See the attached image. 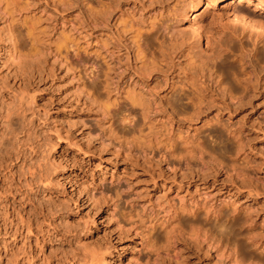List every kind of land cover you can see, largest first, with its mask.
Returning a JSON list of instances; mask_svg holds the SVG:
<instances>
[{
  "label": "rangeland",
  "instance_id": "1",
  "mask_svg": "<svg viewBox=\"0 0 264 264\" xmlns=\"http://www.w3.org/2000/svg\"><path fill=\"white\" fill-rule=\"evenodd\" d=\"M16 1L0 0V123L13 119L0 137V264H264V88L235 115L217 83L225 57L241 92L232 54L264 66V34L207 0L189 19V0ZM240 8L264 21V7ZM239 120L258 197L225 173L244 157L220 155V124Z\"/></svg>",
  "mask_w": 264,
  "mask_h": 264
},
{
  "label": "bare ground",
  "instance_id": "2",
  "mask_svg": "<svg viewBox=\"0 0 264 264\" xmlns=\"http://www.w3.org/2000/svg\"><path fill=\"white\" fill-rule=\"evenodd\" d=\"M17 1H16V3H17ZM193 1L194 0H189L187 3L186 2H185V4L183 3L184 5H183L182 9H183L184 14L187 16L188 19H189V17H192L195 14L194 13V3H193ZM196 1H197V5H200L202 0H196ZM7 3H9V2L7 1ZM14 3H15V0H14ZM221 3L222 4L224 3V6H225V8L227 9V11H228V13L230 15V18H231L232 22L235 25H239L240 28H242L243 30L255 31L257 33V35L264 34L263 33L264 32V21L262 19H261L262 21H260L256 17L254 19H253V17L252 18L248 17V15H246V13L245 14L243 13L244 10H242V8H240V4L241 3H245L247 5H252V7H254L253 8L254 12L258 11L259 9L262 10L263 7H264V0H207L206 8H213L215 6H219ZM190 24H191V30L189 32H192L193 35H194L193 38L196 37L195 39L197 40V42L199 44H201L202 42H204L203 41L204 38L202 36L203 35L202 34L203 25L201 24L200 21H198L195 18V16L192 19ZM34 26L35 25L33 23H30V21H29V24H28L29 29L33 31L34 30ZM197 42H195L196 45L198 44ZM229 42H230V40L229 41H225V43H223L221 45V46H223V49H222V51H220V53H218L217 57L221 58L223 51H227V50L229 51ZM221 48H220V50H221ZM243 50H244V48H243V46L241 44L240 45V51L242 53H244ZM230 52H231V50H230ZM230 52H229V54H230ZM248 52H250V51H248ZM254 53H256V52H254ZM250 54L248 56V60H244L243 54H242V56L239 53H238V55H233L232 54V56H233L232 58L237 59L238 62H239L238 64L241 65V68L243 67L242 73L240 71V73L242 75L241 76L242 78H239L238 76H236L235 78L233 77V81H234L233 84L237 85L238 86L237 88H240V90H241L240 93H237L227 83L226 78H228L229 76L227 75L228 77H226V72L227 71L225 72V69H224V65H225V60L224 59H225V57H223L224 59L221 58L220 68H218L220 72H217V73H219V74H217L218 75L217 76V83H218L219 91L221 93V102L225 106H228V104H226L227 100H229V103L233 102L232 103L233 108H232L231 112L235 113V115H237L239 112H241V108L242 107L247 108L248 106H250L252 100L255 98V95H256V90H257L256 86H260V87L262 86V88H264V66H259L258 62H257V64L252 63L251 60L249 59V57H251L253 55V53H252L251 56H250ZM244 55H245V53H244ZM253 56H255V55H253ZM256 56H258V55H256ZM257 58H259V57H257ZM254 62L256 63V61H254ZM247 63L251 67V71H252L251 73L250 72H246L245 71L246 68L244 69V65H247ZM251 75L254 76L253 80L251 79ZM237 77L239 79H237ZM229 78L231 79V77H229ZM230 84H232V83H230ZM140 99L138 101L136 100L137 104H140V101H141ZM188 100L191 101L192 99L190 97H188ZM3 118H4L3 122L0 123V131H1L0 137L7 136V135L11 136L13 134V130H12V127H13L12 121H13V119L10 118V114L8 112L5 113V116ZM241 121H240V123H241ZM243 122H245V121H243ZM252 123H254L253 120H252ZM234 124H229V125H226L225 123L224 124H220L221 128H220V131H219V134H218L219 135L218 136V138H219L218 141L220 142L219 144L221 145V148H219V149H221L220 150L221 154L220 153L219 154L222 155L224 153L223 155H225L226 152H228V154H229V151L231 152L232 151V147H233V151L232 152L235 154L234 158L237 159L239 156H243L244 160H246V164L248 165V166L245 165V167L247 166L248 169L245 168L244 166L243 167L241 166L242 168L241 167H237L236 166L237 164L231 163V165L228 166V168H227L225 173H226V175L229 178L232 179V184H233V187H234L236 193L238 192L240 194H243V192L241 190L244 188L246 190V194H247L248 197H251V198L252 197H258L260 195V191H259V187L257 186V182H258V178L256 177V171L257 170L255 171L252 168L253 164H251L252 162H250V160H248V155L251 154L252 145H253V144L251 145V143H250V137H252L251 136L252 133H250V132H252V131L250 129V130H248L246 132L247 128H244V127L248 126L247 123H246L247 124L246 126L244 125V123L239 124L240 127L242 128V130H240V128L238 127L237 122H236L235 125ZM250 125H251V127H254L252 124H250ZM248 127L250 128V126H248ZM226 136H228L229 138L226 137ZM9 141H10V139L7 138L6 142L9 143ZM226 142L227 143L230 142L231 146H226V144H227ZM227 147H229V148L227 149ZM253 147H255V146H253ZM232 152H231V154H232ZM20 153H22V156H23L22 150L19 151V149H18L16 154L19 155ZM220 157L223 160V157L222 156H220ZM229 157L232 158L231 155H229ZM4 160H6V157L3 156V155H0V165L3 164ZM223 165L224 164H222L221 166H223ZM251 173L252 174L255 173V174L252 176ZM237 183L240 184L241 188L237 186ZM253 202H255V201H253ZM25 230H26V233H29V227L28 226L25 228ZM17 232H18V236L22 235V233H20V230H17ZM204 235H207V234L204 232ZM97 258H96V260H97ZM90 259L92 260V258H90ZM83 260L85 261V259H83ZM99 261H101L100 263H103L102 258H99L96 261V263L98 262V264H100ZM87 262H89V261H87ZM87 262H85V263H87ZM90 262H93V261H90ZM27 264H29V263H27ZM110 264H113V263L111 262Z\"/></svg>",
  "mask_w": 264,
  "mask_h": 264
}]
</instances>
